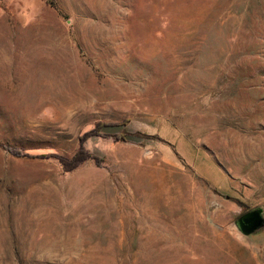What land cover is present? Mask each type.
I'll list each match as a JSON object with an SVG mask.
<instances>
[{
  "label": "rangeland",
  "instance_id": "374dc122",
  "mask_svg": "<svg viewBox=\"0 0 264 264\" xmlns=\"http://www.w3.org/2000/svg\"><path fill=\"white\" fill-rule=\"evenodd\" d=\"M258 205L264 0H0V264H264Z\"/></svg>",
  "mask_w": 264,
  "mask_h": 264
},
{
  "label": "water",
  "instance_id": "95a60500",
  "mask_svg": "<svg viewBox=\"0 0 264 264\" xmlns=\"http://www.w3.org/2000/svg\"><path fill=\"white\" fill-rule=\"evenodd\" d=\"M226 230L242 245L261 251L264 249V205L250 208L231 221Z\"/></svg>",
  "mask_w": 264,
  "mask_h": 264
},
{
  "label": "trees",
  "instance_id": "16d2710c",
  "mask_svg": "<svg viewBox=\"0 0 264 264\" xmlns=\"http://www.w3.org/2000/svg\"><path fill=\"white\" fill-rule=\"evenodd\" d=\"M116 127H120V126L119 125H111L110 126V128H116ZM122 139L125 140V139H127V137L123 135Z\"/></svg>",
  "mask_w": 264,
  "mask_h": 264
},
{
  "label": "bare ground",
  "instance_id": "6f19581e",
  "mask_svg": "<svg viewBox=\"0 0 264 264\" xmlns=\"http://www.w3.org/2000/svg\"><path fill=\"white\" fill-rule=\"evenodd\" d=\"M27 56H28V54L25 53L24 56H23V58H20V59H23L24 61L27 62V58H28ZM26 62H25V63H26ZM25 90H26V89H25Z\"/></svg>",
  "mask_w": 264,
  "mask_h": 264
}]
</instances>
